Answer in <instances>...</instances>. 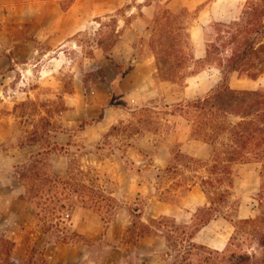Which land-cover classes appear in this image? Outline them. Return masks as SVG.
Returning <instances> with one entry per match:
<instances>
[{
	"label": "rangeland",
	"instance_id": "374dc122",
	"mask_svg": "<svg viewBox=\"0 0 264 264\" xmlns=\"http://www.w3.org/2000/svg\"><path fill=\"white\" fill-rule=\"evenodd\" d=\"M166 17L165 14L159 17L161 24L165 25ZM194 17V14H181L175 20L179 52L173 67L182 78L170 86L156 80L148 89L129 92L118 83L112 87L108 85L105 78H100L99 71H83L85 57L99 53L98 47L105 54L112 51L116 44L113 21L108 22L107 30L100 37L85 32L75 38V45L61 49L64 52L61 53L62 65L48 75L43 73L42 63L37 60L27 62L23 71L11 65L0 72L3 75L12 68L16 70L9 77L5 76L11 79L5 88H0V233L15 242V260L23 263L32 250L37 249L44 253L50 264H171L172 259L165 256L168 243L164 238L144 239L134 245L126 244L122 239L133 221L129 208H141L142 221L148 222L163 213L169 214L164 206H171L179 224L194 226L198 209L207 205L199 186L193 187L189 193L176 191L168 195L165 191L172 186L173 179L156 178L160 170L171 163V154L178 149L176 142L186 140V137L191 139V117L174 106L181 100L187 102L206 96L210 87L207 79L201 81L203 87L196 89L200 81L192 87L191 82L186 83L187 75L199 70L220 77L215 72L218 70L215 63L195 67L189 60L191 55L195 57L199 48L190 40L188 32V23ZM227 30L222 28V31ZM159 34L154 26V40L159 39ZM227 36L211 24L202 48L207 50L213 42L221 45ZM137 46L141 55H153L150 43L141 40ZM37 49L43 53L47 47L37 45ZM225 49L222 51L228 54L230 49ZM91 67L92 63L86 65V68ZM258 72L261 77L264 64L257 67L255 73ZM252 74H233L232 85L264 90V83L254 85L235 81L236 78L249 81ZM104 108L102 122L81 129L84 122L98 118ZM33 139L39 143L26 144ZM191 140L196 142L180 147V150L197 159H210L211 147L202 141ZM48 141L58 144L50 151L49 157L56 172L65 173L69 167H94L103 178L112 182L113 196L121 206L113 218L103 221L99 214L82 208L73 213L71 228L90 242L76 246L50 243L37 223L28 217L27 207L18 200L21 188L13 177V166L48 147ZM189 149L193 153L188 154ZM233 170L234 197L231 208L224 211L230 224L213 225L208 237L222 241V237L217 236L219 231L230 234L229 241L236 237L231 242V250L248 254L251 258L248 264H264V181L260 185L255 179L242 182L243 174L250 170L245 172L237 165ZM198 171L199 174L184 172L186 176L194 177L205 172L204 169ZM243 203L255 210L253 219L256 224L241 230L237 215Z\"/></svg>",
	"mask_w": 264,
	"mask_h": 264
},
{
	"label": "trees",
	"instance_id": "16d2710c",
	"mask_svg": "<svg viewBox=\"0 0 264 264\" xmlns=\"http://www.w3.org/2000/svg\"><path fill=\"white\" fill-rule=\"evenodd\" d=\"M73 1L66 0L61 4V9L68 11ZM164 14L167 15L165 25L161 24L159 17L154 20L160 33L159 39L154 40L152 36L150 41L157 70L153 78L173 84L176 79L182 78L181 73L173 67L179 52V41L175 38L177 16L168 11ZM190 22H193L192 19ZM213 26L215 30L227 33V40L221 45L213 42L206 50L205 58L197 60L191 55L189 60L195 67L215 63L222 79L206 96L174 106L191 117V139L211 147L210 159L189 156L180 150L181 143L176 142L178 149L172 152L171 163L156 176L158 180L173 179L172 186L165 191L168 195L176 191L189 193L193 187L199 186L207 205L198 209L194 226L179 224L169 216L143 222L141 208H129L133 221L122 239L126 244L134 245L144 239L164 238L168 243L165 256L172 259L171 264H248L251 260L248 254H237L230 249L234 236L223 251L199 244L195 237L212 221L228 218L225 212L231 208L234 197V165L261 164L260 176L264 181V90L235 89L230 85L235 73L252 72L249 78L253 80L259 77V72L255 71L264 64V0H248L238 21L213 23ZM208 27L204 28L205 34ZM222 28L229 30L222 31ZM227 47L230 52L225 54ZM112 62L120 73L131 70L130 66ZM94 71L101 73V79L106 77L97 66ZM201 72L193 70L186 79ZM85 79L86 76L84 82ZM104 117L105 108L98 118L84 122L81 129L102 122ZM38 143L33 139L26 144ZM47 146L37 154L30 155L25 162L13 166V177L21 188L18 200L27 207L28 217L37 223L50 243L76 246L90 242L71 228L73 213L77 208H82L99 214L103 221L113 218L121 206L113 196L110 188L112 182L103 178L94 167H69L65 173L56 172L49 157L50 151L58 144L48 141ZM198 169L205 172L197 177L186 176L184 172L188 170L199 174ZM237 221L241 230L256 224L255 219ZM14 249L15 242L0 233V264H50L44 253L37 249H33L28 259L21 263L14 259Z\"/></svg>",
	"mask_w": 264,
	"mask_h": 264
},
{
	"label": "crops",
	"instance_id": "0c3cea01",
	"mask_svg": "<svg viewBox=\"0 0 264 264\" xmlns=\"http://www.w3.org/2000/svg\"><path fill=\"white\" fill-rule=\"evenodd\" d=\"M63 1L0 0V72L11 65L23 71L27 62L37 60V63H42L43 73L48 75V73H52V70L54 72L61 67L63 61L61 53H64L61 49L75 45V38L85 32L100 37L101 33L104 34V31L107 30L108 22L113 21L116 44L112 51L105 54L98 47L97 52L99 53L94 54L93 57H85L83 71L91 72L97 66L104 71L105 82L111 87L118 83L121 88L129 92L148 89L155 84L153 78L157 71L155 56L152 54L141 55L138 52L137 44L141 40L144 43H150L156 17H162L164 11L175 16L187 13L195 15L193 22L188 23V32L190 40L197 48L199 47L195 51V59L198 60L206 57V48H202L205 36L204 28L213 23L229 24L238 21L248 0H74L66 12L61 9ZM37 45H45L47 49L40 53ZM112 60L120 65L130 66L131 70L120 73ZM88 63H92L91 68H86ZM15 71L12 68L7 73L0 75V88H5L8 79H11L5 78V76ZM83 71H79L81 75ZM215 72L220 77L210 72H201L188 77L186 83L191 82L190 85L193 87L200 81L196 88L199 89V87H203L201 81L207 79L210 84L209 92L222 79L220 71L215 70ZM233 78L232 76L230 85L235 89H243L232 85ZM258 78L249 81L236 78L235 81L250 82L254 85L264 83V73ZM160 84L173 85L170 82H161ZM181 102L184 101L181 100ZM179 142L182 148L196 141L186 137V140L181 139ZM184 142L187 144L183 145ZM187 153L193 152L189 149ZM236 165L241 166L245 172L250 170L247 174H243L244 181L242 182L248 183L249 180L255 179L260 185L262 181L261 164L253 162ZM164 207H167L166 209L170 212L169 214L163 213L162 216L176 217L171 206ZM254 214L255 210L243 203L239 207L237 219H253ZM226 223L230 224L228 219L222 217L212 221L197 233L195 241L211 249L223 251L228 245L231 235H225L219 231L217 236L222 237V241H216L217 238L208 236L211 234L213 225L222 226Z\"/></svg>",
	"mask_w": 264,
	"mask_h": 264
}]
</instances>
